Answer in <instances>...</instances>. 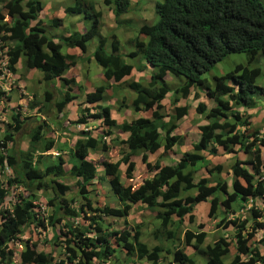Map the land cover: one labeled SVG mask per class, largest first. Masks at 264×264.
I'll return each instance as SVG.
<instances>
[{"label": "trees", "instance_id": "trees-1", "mask_svg": "<svg viewBox=\"0 0 264 264\" xmlns=\"http://www.w3.org/2000/svg\"><path fill=\"white\" fill-rule=\"evenodd\" d=\"M102 2L112 4L116 28L128 21L121 14L129 11V0ZM86 5L91 9L82 12L91 21L88 30L62 35L56 40L47 34L43 20L38 17L40 0H0V71L5 67L14 73L21 62L24 73L38 71L45 85L51 82L66 87L56 102L49 101L52 94L48 89L43 92L45 99L61 112L83 88L74 82L80 72L74 69L69 72L68 67L88 61L82 55L61 52V48L85 52L86 43L96 38L92 59L105 80L120 83L129 75L132 65L124 57H140L144 63L137 65L138 70H152L146 84L136 80L126 82L135 93L132 112L149 113L150 117L137 115L115 122L110 117L109 106L100 104L105 87L98 86L86 93L83 102H78L84 106L71 123L83 128L70 133L65 124L61 125L63 134L73 137L66 151L61 144L55 149L59 138L47 124L49 120L34 121L36 125L29 132L28 145L21 150L14 142V134H20L26 121L14 106L8 120L10 129H4L0 137V175L5 177L4 181L0 180V264H93L94 261L104 264L118 260L122 264H134L135 259L143 264H157L166 245L173 247L176 252L173 260L178 264H226L222 261L226 249L220 246L221 238L201 246L207 237L216 239L200 227L201 223L196 231L183 229L182 241L178 239L183 218L186 216L191 224L197 206L203 211L201 217L213 214L221 226L222 222L225 226L232 225V239L239 256H234L230 264H264V253L256 247L257 237L243 243L245 237L238 235L246 229L247 222H250V236L260 228L264 230V213L259 209L264 204V152L259 148L264 147V130L261 126L247 129L249 119L241 118L236 110L242 105L264 107V86L256 83L261 73L258 66L236 65L230 72L213 77L214 86L206 92L215 104L208 108L203 102L197 103L195 112L209 121L195 125L199 138L190 142L189 152H183L180 159L166 165L146 159L147 153L153 154L160 148L166 153L178 140L182 141L173 132L187 107H175L168 121H162L164 115L158 114L169 94L164 76H182L185 80L175 89L177 95L172 96L175 105L180 95L186 96L191 86L201 82V75L226 56L245 53L248 60L264 59V7L258 0H161L152 9L156 21L138 26L137 35L129 39L133 48L119 53L114 35L110 50L105 51L108 37L100 34V13L94 12L90 3ZM65 10L81 11V8L79 3H74ZM47 20L54 26L62 23L60 17ZM3 95L0 91V96ZM4 98L10 100L9 95ZM49 107L37 109L36 113H50ZM91 111L94 114L89 115ZM88 118L98 121H87ZM101 127L109 129L112 142L100 143L104 155L96 162L88 148L94 144L91 134ZM115 132L124 133V137L119 139ZM114 146L113 163L105 153ZM216 148L222 150V155H235L229 167L230 176L221 178L216 164L207 169L206 175L194 180V171L208 163V157L199 151L214 156ZM136 150H140L141 162L150 174L139 185L129 183L134 166L131 156ZM52 151L58 154L44 155ZM62 152H66L64 157ZM120 165L124 167L122 172L118 169ZM5 169H9L8 174ZM65 176L76 186L73 194L67 192L69 182L63 181ZM103 184L118 208L106 204L105 197L99 203ZM246 202L250 204L248 219L221 220L220 208L227 213L232 207L242 209ZM131 209L155 212L150 230L147 229V243L139 239L140 227L144 229L141 223L122 230L114 225L121 219L125 225L124 218ZM46 228L50 236L47 242L43 240V245L51 250L45 253L37 251L36 242ZM261 239L264 242L263 236ZM181 242L182 249L193 248L203 260L197 263L187 257L178 248Z\"/></svg>", "mask_w": 264, "mask_h": 264}, {"label": "rangeland", "instance_id": "rangeland-1", "mask_svg": "<svg viewBox=\"0 0 264 264\" xmlns=\"http://www.w3.org/2000/svg\"><path fill=\"white\" fill-rule=\"evenodd\" d=\"M161 0H129L130 4V11L126 13L121 14V18L123 20H128L126 23H123V25L119 28H115L113 17L108 14L107 10H109L108 7H104V4L102 0H93L90 2V0H40L41 2V9L38 13V17L43 20V23L46 27L47 34L52 37L53 39H58L62 35H69L74 32H86L88 28L90 27L91 21L87 20L86 17L83 15L84 11H90L87 7V3H90L92 5L93 9L98 10L99 7L103 8L104 12L102 13V30L101 35L104 37H108L106 44H105V51L110 50V41L113 35L118 39V52L119 53H125L131 50L132 44L129 39L135 37L137 35V30H135L138 26L142 25L143 23L153 24L157 17L155 15H152V9L153 5L156 2H160ZM261 5L264 7V0H258ZM74 3H79L81 11H68L65 10L67 6L72 7L74 6ZM60 17L62 19L61 25H50L48 24L47 19H50L51 17ZM126 18V19H125ZM129 18H132L129 20ZM97 39L94 38L91 41H88L86 43V49L85 52H81L78 48H75V50L71 51V48H61V52H73L75 56L82 57L83 55L84 60H90V62H83V63H77L72 67H68L69 72L73 71L72 69L80 72L79 76L75 77V83H78L79 85L83 86V92L79 94L73 102H69L65 108H63V111L58 112L56 110V106L54 104H51L50 102H56L62 98V93L65 91V88L60 87L57 84L49 83V85H45L43 82L41 84H38L36 80L40 77L39 72L36 70L28 71V74L22 72V74L16 73L12 77V85L14 88H16L17 91V97L13 99L12 103L15 105V108L21 110V115L24 117V121H26L23 124V129H21L20 134L14 135V142L16 143V146L19 145V148L24 150L27 145V137L29 136L30 130L36 125L35 119L38 118L35 115V109L38 107H47L50 106L51 114H45L43 115V120L47 122L48 125H50V128L52 131L56 134V138H59L55 142V149H59V145L61 144L62 149L67 147V145L70 144L72 140V136H68L63 134L61 131V124H63V121H65V125H68V130L70 133L74 132V126L71 124V122H74L76 112L79 111V108L84 104H78L80 101H84V97L86 96V93L94 91L98 86H104L105 90L102 95V100L100 101L101 105H109L110 106V117L115 119L116 121H122V120H130L131 118L137 116V115H144L146 117H150L149 113L142 114L141 112H138L134 114L132 112L133 109V103L132 99L135 96V93H133L129 87L127 86V81L129 80H136L142 82V84H146L149 79V73L150 69L144 68L143 70H138V64L144 63L143 60H141L140 57H132V58H126L124 57L125 62L132 65V69L128 76L122 79L120 83L113 82L112 80H105L102 78V75L100 73L99 68L96 66L95 62L92 59V53L97 45L96 43ZM246 65L247 67H253L258 66L261 68V73L256 77V83L263 84L264 83V59L258 57V60H248L246 58L245 53L240 54H231L226 56L222 61L216 62L208 71L204 72L201 75V82L191 86L189 93L186 96H179L180 103L179 106H186V114L180 117L178 121H176L175 125L177 126V129L174 130L173 134L177 135L178 131L182 133L183 139H185V142L178 140L177 144H175L170 152H168L165 157L162 156V152L158 151L153 155H149L150 161H155L156 159L160 160L162 164L165 163L166 159L169 158V164L176 161L177 158H180L181 153L184 151H190L192 148L190 146V142H196L198 140V134L194 127L197 124H203L207 123L209 120L203 117V114H198L195 112V107L198 102H205L207 104H215L212 100H209V97L207 95V89L213 88L214 86V76H222L227 72H230L233 70V68L236 65ZM21 62H18L17 69H20ZM19 70H17L18 72ZM21 71V70H20ZM68 72V73H69ZM163 81L165 82V86L169 90V94L171 97L176 96V88L178 86H181L184 84L185 80L182 76H172L169 74H166L164 76ZM19 87L20 89H18ZM45 89H48L49 92L52 94V97L48 100L45 99V97L41 94L44 92ZM74 90H76L74 88ZM81 92V91H80ZM15 92H13L12 96H15ZM195 94L197 96L195 97ZM167 96L165 100L162 102V109H160L161 113H166V116L163 117L162 121H168L171 116L175 113V105L170 104V98ZM224 99H228V97H223ZM84 99V100H83ZM172 99V98H171ZM43 102V103H41ZM10 103V104H9ZM11 100H5L4 96H0V135L1 130L3 128H9L7 126V122L9 120V112H10V106H11ZM72 103V104H71ZM8 105V106H7ZM18 106H23L22 108H18ZM71 106V108H70ZM30 107H33L31 111H29ZM237 111L239 112L240 117H247L249 119L250 125L247 129L253 130L261 126V129L264 130V125H262V120L264 117V107L259 106L258 108H249L245 105L237 106ZM40 116V115H39ZM67 116V117H66ZM42 119V118H41ZM40 120V118H39ZM117 121V122H118ZM55 124H54V123ZM94 125V124H93ZM78 128H81V126H78ZM102 129V128H100ZM96 131L95 133L91 134L92 139L94 140L93 147L88 148V151L95 154V156L103 157L104 152L100 148V143L104 142V144L107 143V141L110 139V136L108 134L109 129H104L102 131ZM80 130V129H79ZM124 133L119 134L120 137H122ZM264 136V135H263ZM264 152V147L259 146ZM66 151V149H65ZM115 149H112L108 152V154L113 157L114 156ZM202 155L207 156L208 163L205 167H200L197 170L194 171V180H197L199 176L206 175V171L208 168L215 166L216 164L219 165V171H220V177L221 178H227L230 176V170L229 167L233 163L232 158L235 157L234 154L230 155H222V150L216 148V154L214 156H208L204 151H199ZM107 154V155H108ZM141 152L140 150H136L132 154V159L134 161V166L132 172L136 174L134 176V184H138L141 178H143L141 175V172H144V166L140 163L139 164V156ZM62 155H66V152H62ZM245 156V154H243ZM52 157V156H51ZM236 157H241L240 155H236ZM240 159H244L240 158ZM54 161V159H52ZM96 162L99 160H95ZM208 179L210 177H207ZM0 179H3L0 175ZM64 182H69V189L68 193L73 194V192L76 189V186L72 182L71 178L65 176L63 178ZM132 181V180H131ZM146 182V181H145ZM144 182V183H145ZM229 181L227 180V191L229 192ZM104 189L99 192V203H102L104 201L105 197V203L108 205H111L113 207H117L118 204L113 200V196L110 193L109 190L106 188V184H103ZM94 194V192H92ZM97 196H94V199H96ZM260 211L264 213V204L263 206L259 207ZM247 207L240 211L239 214H237L239 219H242L243 217H246L248 212H246ZM167 214V212H165ZM155 215V212L144 210V209H131L129 214L125 216L127 223L125 225H122V219L117 220L114 224L118 230L125 229L129 226H134L137 223H141V225H144V229L140 227L141 231V238L145 241H149L148 239V230H150V224L152 221V217ZM236 214L227 216V217H234ZM200 213L196 212L194 216V221L199 222L200 221ZM210 221H206V224L204 225V228L206 225H208ZM190 227V228H189ZM193 225H186V218L182 221L180 232L178 237L181 238V234L183 232V229L188 230L186 228H189L191 231V228ZM217 235H222L228 243V238L224 233L229 234L230 229L222 230L218 229L215 230ZM255 235H258L256 244V247L261 253H264V242L262 241V236L264 237V230L263 232L260 230L259 232L255 233ZM50 236V231L47 230V228L41 232L39 238L37 239V251H43L48 252L50 249L49 246L46 244L43 245V240L46 242L48 241ZM183 243V242H182ZM232 246H229V250H232ZM171 250V247L168 248V251ZM171 252V251H170ZM167 256V259L171 261V253L167 254L165 252L164 254ZM138 262V261H137ZM130 264V263H126Z\"/></svg>", "mask_w": 264, "mask_h": 264}, {"label": "clouds", "instance_id": "clouds-1", "mask_svg": "<svg viewBox=\"0 0 264 264\" xmlns=\"http://www.w3.org/2000/svg\"><path fill=\"white\" fill-rule=\"evenodd\" d=\"M93 0H90V2H92ZM105 7H108L109 8V10H107V12H108V14H110V16H112V17H114V15H112V11H111V8H112V4H104V7L103 8H105ZM103 8H101V7H99L98 8V10H96V9H93V11L94 12H99L100 13V16H101V25H102V18H103V16H102V13L104 12V10H103ZM129 11H130V4H129ZM128 11V12H129ZM55 17H57V16H55ZM130 19H132V18H130ZM113 20H114V18H113ZM146 23V22H145ZM113 26H115V20H114V25ZM102 26H101V29H100V34H102L101 33V30H102ZM115 28H116V26H115ZM64 36H67V35H64ZM115 36V35H114ZM73 49H71V51H72ZM66 53H69V52H66ZM83 56V55H82ZM94 61V60H93ZM84 62V61H83ZM83 62H80V63H83ZM87 62H90V60H88ZM86 62V63H87ZM85 63V62H84ZM77 64V63H76ZM75 65V64H74ZM74 65H72V66H74ZM72 66H70V67H72ZM22 67V66H21ZM21 67H20V69H16V71L14 72V73H10L5 67H2L1 68V71H0V91L2 92V94H4L3 96H6V95H9L10 96V100H11V103L13 102L12 100L13 99H15L16 97H17V91H16V88H14V86L12 85V77H13V75H15L16 73H19V74H22V72H24L22 69H21ZM149 69V68H148ZM259 69H261V68H259ZM17 70H19L18 72H17ZM21 70V71H20ZM69 70V69H68ZM32 71V70H31ZM152 71V70H151ZM38 72V71H37ZM260 72H261V70H260ZM26 74H28V72H26ZM29 75V74H28ZM128 76V75H127ZM125 78V77H124ZM40 80V77L36 80L37 82H39L38 84H41L42 82H41V80ZM258 85H261V86H264V83L263 84H260V83H257ZM83 87V86H82ZM18 89H20L19 87H17ZM76 89V88H75ZM81 91V92H80ZM80 91H78V95L79 94H81L82 92H83V88L80 90ZM13 92H15L16 94H15V96H12V94H13ZM43 95V93L41 94V96ZM167 96H169V97H171L170 95H166V97ZM165 97V98H166ZM172 98V97H171ZM170 98V104L172 105V99ZM84 100V99H83ZM165 100V99H164ZM163 100V101H164ZM209 100H212L211 98H209ZM162 101V102H163ZM71 102H73V101H71ZM212 102L214 103V101L212 100ZM41 103H43V102H41ZM180 103V101H178V102H176L175 103V107H179V104ZM204 104H206V106L209 108V107H211V106H213L214 104H207V103H205V102H203ZM10 104V103H9ZM68 104V103H67ZM66 104V105H67ZM72 104V103H71ZM65 105V106H66ZM87 105V104H86ZM108 105V104H107ZM8 106V105H7ZM15 105L12 103L11 104V108H10V112H9V120H11L10 119V115H11V113L13 112V109L16 111V112H18V114H19V116H20V118H24L22 115H21V110L20 109H18L17 110V108H15L14 107ZM65 106L63 107V108H65ZM89 107H90V105H88ZM109 106V105H108ZM14 107V108H13ZM22 108L23 106H18V108ZM259 107V106H258ZM258 107H255V108H258ZM13 108V109H12ZM32 108L33 107H30L29 109V111H31L32 110ZM40 108H45V107H38V108H36L35 109V115L38 117V118H36L35 119V121H41V120H43L44 118H43V115H45V114H51V111H49L50 113H48V112H45V113H36L37 112V109H40ZM49 108H51V107H49ZM63 108H62V111H63ZM70 108H71V106H70ZM109 108H110V106H109ZM252 108H254V107H252ZM238 109H240V108H237L236 110H238ZM161 110H159L158 111V114L161 116V117H163V115H164V117L166 116V113L164 114V113H161L160 112ZM97 113H98V111H97ZM92 114H94V111H91L90 112V114L89 115H92ZM40 115V116H39ZM67 117V116H66ZM76 117H77V112H76V116H75V119H76ZM204 117V116H203ZM39 118H40V120H39ZM42 118V119H41ZM178 120H180V119H178ZM87 121H98V120H96V119H92V118H88L87 119ZM118 121V120H117ZM116 120H115V122H117ZM9 122V121H8ZM8 122H7V126H8ZM120 122H122V121H118V123H120ZM63 124H65V121H63ZM63 124H61L62 126H63ZM73 126H74V131H76V130H79V129H82L83 127H81V128H78L77 129V127L78 126H80V125H78V124H74V123H71ZM67 126V128H68V125H66ZM9 127V126H8ZM93 127L95 128V127H97L96 126V124H94L93 125ZM102 128V127H101ZM4 129H6V128H3L2 130H1V135H0V137L2 136V133H3V131H4ZM8 129H10V128H7V130ZM177 129V128H176ZM102 130H104L103 128L102 129H100V131H102ZM16 134V133H15ZM14 134V135H15ZM119 139H122V137H124V134L122 135V137H120L119 136V133H114ZM177 135H179V136H181L182 137V133H180L179 131H178V134ZM197 135V134H196ZM198 136V135H197ZM198 138H199V136H198ZM182 141L183 142H185V139H183L182 138ZM111 142H112V140H111V136H110V139L107 141V143H106V145H110L111 144ZM176 144V143H175ZM175 144H173V146L175 145ZM173 146L171 147V150H172V148H173ZM18 147V146H17ZM19 148V147H18ZM21 149V148H20ZM26 149V148H25ZM113 149H115V151H116V148H115V146H114V148ZM22 150V149H21ZM112 150V149H111ZM171 150H169V151H167L166 153H163L162 152V150H161V148L160 149H158L156 152H158V151H161L162 153V156H164L165 157V155L168 153V152H170ZM110 150H108L105 154H106V156H107V158L110 160L109 162H113L114 163V161H115V159H116V155H115V151H114V156L113 157H111L109 154H108V152H109ZM155 152V153H156ZM184 152H189V151H184ZM155 153H153V154H155ZM58 154V152L57 151H52V152H49V153H45L44 155H49V156H52V157H54V156H56ZM108 154V155H107ZM153 154H150V153H147V155H146V159H147V161H150L149 160V155L151 156V155H153ZM181 155H182V153H181ZM181 155H180V158H181ZM232 154H230V156H231ZM238 155V154H237ZM140 156H141V154H140ZM140 156H139V158H138V160H139V164L141 163L143 166H144V164L141 162V159H140ZM207 157V156H206ZM180 158H177L176 159V161L178 160V159H180ZM96 159H102L101 157H99V156H95V154L93 155V158H92V160H96ZM237 159H238V157H237ZM131 160L133 161V159H132V157H131ZM155 161H157L160 165H166V164H169L168 162H169V158L168 159H166V161H165V163L164 164H162L161 162H160V160H158V159H156ZM155 161H150V163H153V162H155ZM232 161H233V158H232ZM134 162V161H133ZM118 169L120 170V172H122L123 170H124V167H123V165H120V166H118ZM6 174H8V172H9V169H5V171H4ZM142 173V177L143 178H141L140 179V181L138 182V184L137 185H139V184H142L144 181H142L144 178H146L147 176H149L150 174H149V172H146L145 171V167H144V172H141ZM193 175H194V173H193ZM2 176V175H1ZM134 176H136V174L133 172V176H132V178L129 180V183H131V184H134V181H133V179H134ZM2 178H3V176H2ZM1 181H4L5 180V177L3 178V179H0ZM132 180V181H131ZM127 182V181H126ZM199 204H204V203H199ZM198 204V205H199ZM239 204V203H238ZM249 206H250V204H249V202H246V204H245V206L242 208V209H240V210H234V207H232V209H231V212H227V213H225V212H223V209L222 208H220V211L223 213V217H221V220L223 219L224 221H231V219L232 218H234V217H237L238 218V216H237V214H239V212L240 211H242V210H244L246 207H247V210H246V212H248L247 214V216L246 217H243L242 219H248V217H249ZM119 207V205L117 206V207H115V208H118ZM130 212V211H129ZM196 212H199L200 213V221L199 222H195L194 221V219H193V221H192V223L191 224H189L188 223V220H187V217L185 216L184 218H186V225L188 226V225H193V227L191 228V232L192 231H196V229H198L199 227H197V225L198 224H200L201 223V225H200V227L203 229V230H206L207 231V233L209 232V233H212L213 235H214V237H216V239L215 240H212L213 238H211V237H207V239L204 241V243L201 245V246H203V245H206V244H209V245H211L212 243H214L217 239H220L221 238V241H220V246L222 247V248H225L226 249V253H224L225 255H223L222 256V261L224 262V263H226V264H230L231 262H232V260H233V258H234V256H236V255H238L239 256V251H238V249H237V246H235V244H234V241H233V239H232V235H233V227H232V225L231 224H227V226H225V222H222V226L219 224V222H217V218L216 217H214L213 216V214H211V215H208V216H204V217H201V215L203 214V211L202 210H200V208L197 206V209H196V211L194 212V215H193V218H194V216H195V213ZM233 214H236L234 217H227V216H230V215H233ZM127 216V215H126ZM184 218H183V220H184ZM124 219H126V218H124ZM239 219V218H238ZM242 219H239V221H241ZM210 221V223L208 224V225H206L205 226V228H204V225L206 224V221ZM220 220V221H221ZM217 224H218V226H217ZM248 226H250V222H247L246 223V229L244 230V231H242V233L240 232V233H238V235L240 234V235H243L244 237H245V239H243V243L245 242V241H249V240H251L252 238H254V237H257L258 238V235H255V233H257V232H259L260 230H261V228L259 229V230H257V231H255L251 236L249 235V228H248ZM196 227V228H195ZM190 228V227H189ZM189 228H186V229H188L189 231H190V229ZM230 229V233L229 234H227V233H224L225 235H226V237L228 238V241H230V243H228L227 242V240L222 236V235H217L216 234V232H215V230H220V229H222V230H226V229ZM181 236H182V234H181ZM139 239H141L143 242H148V241H145L144 239H142L141 238V233H140V238ZM178 239L180 240V241H182V238H179L178 237ZM247 241V242H248ZM182 246H183V243L181 242V243H179V245H178V248L179 249H182ZM229 246H232L233 248H232V250H229ZM169 247H171V246H169V245H166V248H165V250L163 251V252H161V254H160V256H161V260L157 263V264H178L177 262H175L174 260H173V254H176V252L172 249L173 247H171V252L170 251H168V248ZM182 251H183V253L187 256V257H189L190 259H194L197 263H199L200 262V260H203V258L199 255V254H197L195 251H194V249L193 248H190V247H185L184 249H182ZM165 252L167 253V254H170L171 253V261H169V259H167V256H165L164 254H165ZM138 261V262H137ZM127 263H129V262H127ZM93 264H100V263H98V262H96V261H94L93 262ZM104 264H122L121 263V261L120 260H118V261H116V262H113V263H104ZM125 264H126V262H125ZM134 264H143V261L142 260H137V259H135V262H134Z\"/></svg>", "mask_w": 264, "mask_h": 264}]
</instances>
